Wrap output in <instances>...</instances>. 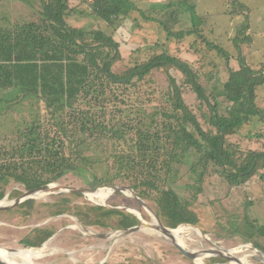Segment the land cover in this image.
Wrapping results in <instances>:
<instances>
[{
    "label": "trees",
    "instance_id": "obj_1",
    "mask_svg": "<svg viewBox=\"0 0 264 264\" xmlns=\"http://www.w3.org/2000/svg\"><path fill=\"white\" fill-rule=\"evenodd\" d=\"M78 1V5L71 6L70 0H41L40 21L0 22V91L12 88L16 93V97L0 101L31 99L39 106L36 112L31 108L34 111L31 121H26L25 127L18 131L16 144L0 146V199L6 196L5 186L12 180L30 189L60 180L69 173L91 187L128 179L140 196L154 201V208L167 226L198 224L193 205L207 178L218 173L237 186L264 169V150L239 155L240 150L229 140L253 117L264 118L257 104V89L264 84V71L252 68L243 59L240 69L234 70L229 64V52L202 36L207 46L227 61L229 77L222 94L229 107L227 115L221 114L219 102H210L197 73L179 53L178 56L167 51L156 53L127 71L116 73L113 64L121 58V52L114 36L100 27L86 29L71 24L76 14H87L97 17L101 24L114 26L137 10L143 20L158 22L169 39L182 40L196 31L173 29V25L181 22L180 8L174 9L173 3H152L151 8L168 12L170 17L164 18L150 16L131 0ZM86 1L90 2L91 11L81 7ZM183 2L188 4V0L181 1V5ZM190 8L195 14V5ZM172 67L183 73L199 99L208 104L214 129L203 128L185 101L184 85L170 72L166 94L169 106L153 112L140 109L141 117L133 124L122 121L132 111L118 105L125 101L120 87L126 89L135 79L144 80L157 68ZM12 105L10 102L9 107ZM121 142L129 145V149H120ZM82 148L107 150L106 161L115 162L111 174L97 173L92 168L103 162L98 155L103 151L86 153ZM176 162L188 165L191 172L198 174L191 199H184L172 185L176 182L173 173ZM34 202L32 198L22 205L33 208ZM91 210L99 213L85 219L89 225L107 227L106 219L116 215L118 228L126 230L139 224L136 215L114 207L95 206ZM65 211L59 207L54 214ZM247 224L254 228H247L248 237L253 232L264 236V224L251 221ZM53 234L52 228L37 227L21 244L38 247Z\"/></svg>",
    "mask_w": 264,
    "mask_h": 264
},
{
    "label": "rangeland",
    "instance_id": "obj_2",
    "mask_svg": "<svg viewBox=\"0 0 264 264\" xmlns=\"http://www.w3.org/2000/svg\"><path fill=\"white\" fill-rule=\"evenodd\" d=\"M131 1L150 16L170 17L168 12L165 14V10L151 8V2ZM181 1L183 0L166 2L173 3L174 9L177 7L181 9V22L173 25V29L196 31L182 40L169 39L167 32L158 22L143 20L137 10L132 12L131 17L124 18L120 24L114 26L99 23V19L95 16L91 18L81 14H76L71 24L86 29L100 27L114 36L120 43L121 52V58L113 64L116 73H123L156 53L167 51L177 56L179 53V56L197 73L210 102L218 101L220 113L227 115L229 103L222 94L224 83L229 77L227 61L218 51L210 49L202 36L229 52L231 56L229 64L234 70L240 69V61L243 59L252 68L264 71V0H188V4L183 2L182 5ZM78 4V0H70L71 6ZM191 4L196 7L195 14L190 8ZM81 7L91 11L89 1L84 2ZM173 8L169 12L173 11ZM41 10V0H0L2 18L0 22L25 24L40 21ZM135 22L140 23V26ZM167 72H170L178 83L184 85L185 101L196 113L203 128L214 129L210 124L211 111L208 104L199 99L192 86L186 82V77L175 67L157 68L144 80L135 79L126 89L120 87L119 92L124 91L122 98L125 101L118 102V105L132 111L130 116L122 121L133 124L141 117L140 109L153 112L156 108L169 106L166 97L169 87ZM15 95L12 88L0 91V98L16 97ZM10 102L13 104L11 107H9ZM36 104L31 99L19 101L15 98L12 101H0V146L10 147L16 144L18 131L25 127L26 121H31L34 112L31 108L35 112L39 108ZM257 104L264 112V84L257 89ZM40 107L43 108L42 105ZM117 109L115 108L114 112L119 117ZM190 129L194 131L193 127ZM229 140L240 150L239 155L250 150H264V118L253 117L238 133L230 136ZM121 143L120 149H129V145ZM82 150H86V153L103 151L98 154L103 162L92 168L97 173L111 174L115 162L106 161L107 150L104 148L99 150L82 148ZM128 166L131 167L130 164ZM173 173L176 182L172 185L176 191L184 199H191L194 193L193 186L198 183V174L191 172L188 165L177 162L174 163ZM49 183L91 188L71 173ZM111 185L132 187L128 179H117L115 184H101V187L107 188ZM5 189L6 196L0 199L4 203L14 202L28 190L22 183L14 180L10 181ZM100 194L106 196L103 190ZM140 197L157 213L153 200ZM33 199H35L33 208L21 203L0 211V246L25 247L21 244V240L35 228H52L54 234L49 238L48 247L50 254L36 259V264H199L196 259L183 255L169 237L156 230L151 232L140 229L126 233L125 229L116 226L119 219L117 215L106 219L107 227L85 223L88 217L99 213L91 210V207L95 206L106 208L119 206L122 207L120 210L139 218L136 212L138 210L142 214V219L153 223L151 212L123 192L110 195L105 203L90 197L89 193L81 192L49 193L45 197ZM59 207H64L66 211L63 214H54ZM193 208L198 214L199 223L181 225H196L199 229L197 231L194 228L191 233L183 234L187 244L186 249L202 251L220 246L228 251L239 250L237 257L248 256L251 264H264V236L253 232L250 238L246 233L247 228L254 230L253 225L247 224L249 221L257 225L264 224V169L259 170L246 183L237 186L229 183L218 173H213L206 179L203 191L198 193V200ZM139 223L142 224L140 218ZM67 251L75 252L71 256ZM204 259L203 264H238L239 262L234 258L219 255H209Z\"/></svg>",
    "mask_w": 264,
    "mask_h": 264
},
{
    "label": "water",
    "instance_id": "obj_3",
    "mask_svg": "<svg viewBox=\"0 0 264 264\" xmlns=\"http://www.w3.org/2000/svg\"><path fill=\"white\" fill-rule=\"evenodd\" d=\"M52 185L53 184L47 183V184H44L41 186L30 188V189L24 191L20 197H18L14 202H11V203H6V202L4 203L2 200H0V211L9 209V208L14 207V206H17V205L25 202L28 199L36 198L37 194L40 192L50 193V194H56V193L62 194L65 192H81V193H89L90 194V193H94L97 189L105 188V187H101V185H98L96 187H91V188H89V187L62 186L58 183H56L55 186H52ZM110 188L112 189L111 195L115 194V193L123 192L127 196L136 199L140 204L144 205L148 209V211H150L151 214L157 220V225L154 224V221H153V223H148L147 221L142 219L137 214L139 216V218L141 219L142 224L139 223L137 225H134V226L126 229L125 230L126 233L136 232V231L142 229V226H146L148 228L157 230L158 232L162 233V235L169 237L172 240V242L174 243L175 247L183 255H185L191 259H196L200 256L201 253H204V254H207L208 256L209 255H219V256H223V257H227V258H234L236 261H240L237 257L231 256L228 253L229 252L228 250H225L223 247H220V246H217V248H209V249L202 250V251L200 250L199 252L186 249V247L182 246L177 241L175 236L172 234L173 229H176V228H170V227L164 225V223L162 222L159 215L144 201V199H142L138 195V193L136 192V190L133 187H129V186H125V185H111ZM114 208L121 209L122 207L116 206ZM192 226L195 228H198L196 225H192ZM47 242H50L49 239L45 243H47ZM44 244H42V245H44ZM5 249L7 251L11 252L12 254H15L19 251L18 248H14V247H5ZM0 264H22V263H14V262L6 259L2 255H0Z\"/></svg>",
    "mask_w": 264,
    "mask_h": 264
},
{
    "label": "bare ground",
    "instance_id": "obj_4",
    "mask_svg": "<svg viewBox=\"0 0 264 264\" xmlns=\"http://www.w3.org/2000/svg\"><path fill=\"white\" fill-rule=\"evenodd\" d=\"M55 185L56 184H53L52 186H55ZM102 190L106 192V194H105L106 196H102V194H100V192ZM111 192H112V189L110 187L100 188V189H97L94 193H90L89 196L94 198V199H97L100 202L105 203L106 199L111 195ZM48 194L49 193L40 192L37 194V197L38 198L45 197V195H48ZM136 212L142 218V214L138 210H136ZM153 221H154V224L157 225V220L154 216H153ZM194 228L195 227L188 226V225H180L176 229H173L172 234L175 236L177 241L182 246L187 247V244H186L185 240L183 239V234L191 233L192 229H194ZM142 229L145 231L147 230V231H151V232L153 230H155V229L148 228L146 226H142ZM196 229L198 231V228H196ZM49 245H50V242H47L44 245L39 246V247H29V248L28 247H19L18 248L19 251L15 254H12L11 252L7 251L4 246H0V255H2L6 259H8L14 263L36 264V259L43 257L45 255L47 256L50 254L48 252L49 251L48 250ZM74 252L75 251H67V253L71 254V256H73ZM197 252H199V251H197ZM237 252H239V250H232L231 249L228 253L233 257H237V255H238ZM207 256H208L207 254L201 253L200 256L198 258H196V261L199 264H203V262L205 261L204 258H206ZM237 258L240 260L238 262V264H251L248 260V256H241V257H237ZM263 261H264V259H263Z\"/></svg>",
    "mask_w": 264,
    "mask_h": 264
},
{
    "label": "crops",
    "instance_id": "obj_5",
    "mask_svg": "<svg viewBox=\"0 0 264 264\" xmlns=\"http://www.w3.org/2000/svg\"><path fill=\"white\" fill-rule=\"evenodd\" d=\"M146 1L151 2L150 4H152V3L166 2L167 0H146ZM81 15H87V14H81ZM87 16L93 18V16L91 15H87Z\"/></svg>",
    "mask_w": 264,
    "mask_h": 264
}]
</instances>
